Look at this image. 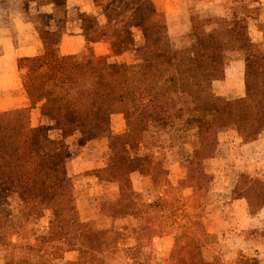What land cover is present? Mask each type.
I'll return each instance as SVG.
<instances>
[{"label":"rangeland","instance_id":"1","mask_svg":"<svg viewBox=\"0 0 264 264\" xmlns=\"http://www.w3.org/2000/svg\"><path fill=\"white\" fill-rule=\"evenodd\" d=\"M108 1L64 0L63 7L57 9L45 0H0L2 130L12 127L26 130L51 123L46 102L28 97L23 83L26 70L17 67L21 58L43 54L45 37L53 36L56 40L49 49L76 57L91 68L118 60L112 37L122 32L113 16L110 20L105 18ZM146 1L153 7L151 12L145 7L150 31L172 36L194 32L200 37H211L223 48L221 57L211 62L222 61L224 53L235 49H254L248 55L245 52V77L264 80V0ZM130 14L127 11L123 17ZM132 31L134 45L141 46L140 29ZM132 55L124 57L129 59ZM251 61L255 65H251L250 72L256 78L247 73ZM182 78L179 86L183 92L202 91L184 90L189 88L181 83ZM226 128L216 136L211 157L203 160L191 156L190 164L185 165L179 162L177 148L168 147L169 135L157 132L154 126L142 130L146 140L137 146L125 141L122 144L125 156L131 159L148 155L137 168L144 172L148 166L147 172L156 177L153 182L148 175L130 176L133 214L115 220L101 211V199L103 195H111L126 200V193L119 190L118 183L99 184L89 173L103 166L104 156L109 152L106 138L81 141L80 132L74 129L73 134L63 138L64 156L51 163L45 160L39 171L48 186L64 178L72 179L73 196L89 232L112 230L111 237L118 250L115 261L107 264H129L127 247L135 249L142 264H169L178 247L179 254L186 258L194 253L203 261L218 257L216 264H240L247 258L264 264V163H240L231 124ZM125 129L124 116L112 114L110 133L122 135ZM257 137L246 140L242 135L239 140L247 143ZM179 141L173 145L186 141L188 152L198 146L193 136H181ZM3 156L0 151V168ZM15 240L16 235H6L8 243ZM78 259L76 246L65 249L66 264H77Z\"/></svg>","mask_w":264,"mask_h":264},{"label":"trees","instance_id":"2","mask_svg":"<svg viewBox=\"0 0 264 264\" xmlns=\"http://www.w3.org/2000/svg\"><path fill=\"white\" fill-rule=\"evenodd\" d=\"M61 8L64 0H45ZM146 0H110L106 3L105 18L120 24L121 35L113 40L117 61L91 68L76 57L59 55L49 49L56 40L43 39L42 55L18 60L25 91L30 99L47 104V125L21 129L0 127V259L3 264H66L64 251L76 246L77 264H107L115 261L118 250L112 240V230L89 232L81 218L73 196L71 178L55 185H46L40 167L64 156L63 138L78 129L80 140L103 137L108 140L109 152L103 166L90 171L100 183L116 182L120 196L103 195L101 211L112 220L131 216L130 198L133 195L130 176H156L137 168L146 161L145 155L127 158L123 153L125 141L146 140L142 130L154 126L169 135L168 147H176L179 162L190 164L189 157L203 160L211 157L216 136L229 127L231 119L239 116L243 123V137L253 139L264 130V97H242L234 101H217L206 91L183 92L180 79L187 73L205 76L210 62L221 57L223 48L211 37L194 32L177 35H158L146 26ZM131 11L128 17L125 13ZM114 15H111V14ZM120 18H123L120 20ZM113 20V19H112ZM139 28L143 43L134 45L132 29ZM132 53L126 59L125 54ZM253 57L252 55L250 56ZM248 59V57H247ZM255 61L247 64V73ZM124 116L126 129L122 135L109 131L110 116ZM195 137L198 146L187 151L181 136ZM152 136V135H150ZM148 143V141H147ZM46 160V161H45ZM192 164V163H191ZM16 235L13 243L6 235ZM135 249L127 247L129 264H142ZM177 250H181L180 247ZM176 250V251H177ZM174 252L169 264H216L218 257L203 261L194 253L189 258ZM240 264H257L244 259Z\"/></svg>","mask_w":264,"mask_h":264},{"label":"crops","instance_id":"3","mask_svg":"<svg viewBox=\"0 0 264 264\" xmlns=\"http://www.w3.org/2000/svg\"><path fill=\"white\" fill-rule=\"evenodd\" d=\"M245 52L253 53L254 49L232 50L224 53L222 61L211 62L207 74L196 77L185 74L181 83L189 88L184 90H205L211 92L217 101H234L242 97H264V80H247L245 77ZM243 123L239 116L231 119L230 131L235 136L238 150V161L247 164L264 163V130L255 140L243 143L239 137L243 135Z\"/></svg>","mask_w":264,"mask_h":264}]
</instances>
